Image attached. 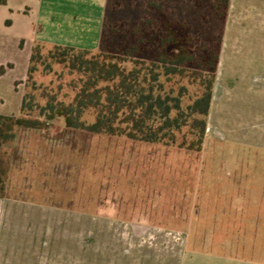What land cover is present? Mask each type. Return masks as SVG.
Wrapping results in <instances>:
<instances>
[{
	"label": "crops",
	"instance_id": "0c3cea01",
	"mask_svg": "<svg viewBox=\"0 0 264 264\" xmlns=\"http://www.w3.org/2000/svg\"><path fill=\"white\" fill-rule=\"evenodd\" d=\"M107 1L2 0V18L13 44L28 49L26 72L37 42L92 49L78 35L91 30L93 45L98 43ZM228 146L233 156L241 148L264 150V0H229L222 22L215 83L199 153L212 147L225 151ZM231 160L224 173L226 183L215 180L212 190L197 191L201 199L196 204L194 227L202 231L189 239L185 216L175 263L170 251L157 254L155 249L129 241L131 234L139 236L163 226L36 204L8 197L6 187L0 197V264H264V242L236 249L238 240L229 236L233 230L264 225V204L246 203L247 197L264 195L261 174L251 176L248 168L236 167ZM202 210L207 214L202 215ZM204 219L209 222L204 224ZM124 233L129 237H123Z\"/></svg>",
	"mask_w": 264,
	"mask_h": 264
},
{
	"label": "rangeland",
	"instance_id": "374dc122",
	"mask_svg": "<svg viewBox=\"0 0 264 264\" xmlns=\"http://www.w3.org/2000/svg\"><path fill=\"white\" fill-rule=\"evenodd\" d=\"M150 2L161 3L162 10L149 9ZM213 11L207 0H108L102 30L119 21L127 20L131 24L141 18L156 19L166 14L188 24L191 37L198 41L195 45L205 41L208 35H214L216 42L222 25ZM3 15L0 9V66H6L0 75V113L19 114L25 92H33L40 103L44 102L45 94L70 102L78 89V73L56 63L49 67L38 65L32 75L33 88L31 82H26L28 49H19L13 44ZM78 37L92 46L90 50L101 48L100 38L93 45L95 37L91 30H83ZM37 43L42 45L43 51L52 46ZM7 61H12L14 66L7 67ZM86 117L90 120L88 115ZM230 148L224 151L212 147L199 153L176 144L67 128L58 117L42 129H18L14 139L4 147L10 164L7 195L41 205H60L89 216L163 226L139 236L131 234L129 241L155 249L157 254L170 251L175 263L179 257L181 231L185 230L182 227L185 216L189 220V239H195L202 231L194 227L196 204L201 199L197 191L212 190L215 180L226 183L224 173L230 167L227 164L232 162L231 158L236 162L234 166L248 168L251 176L260 173L261 183H264V150L241 148L233 156ZM262 192L264 194V190ZM246 203L264 204V195L247 197ZM200 213L207 214L203 210ZM207 220L202 222H209ZM236 231L229 232L233 241L238 240L236 249L264 242V225ZM123 237L129 236L124 233Z\"/></svg>",
	"mask_w": 264,
	"mask_h": 264
},
{
	"label": "trees",
	"instance_id": "16d2710c",
	"mask_svg": "<svg viewBox=\"0 0 264 264\" xmlns=\"http://www.w3.org/2000/svg\"><path fill=\"white\" fill-rule=\"evenodd\" d=\"M207 3L222 25L229 0ZM148 8L162 10L161 3L155 2ZM116 24L102 30L98 51L59 44L43 51L39 43L32 46L27 83L34 88L32 75L38 65L56 63L78 73V89L68 103L50 94L40 103L33 92H25L19 114H0V197L10 167L4 147L18 129H42L58 117L71 129L201 150L221 29L216 42L214 35H208L198 48L188 24L166 14ZM5 70L1 65L0 75Z\"/></svg>",
	"mask_w": 264,
	"mask_h": 264
}]
</instances>
